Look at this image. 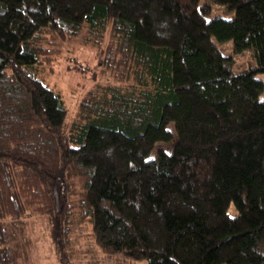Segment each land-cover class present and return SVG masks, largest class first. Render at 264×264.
Returning <instances> with one entry per match:
<instances>
[{
	"label": "trees",
	"instance_id": "obj_1",
	"mask_svg": "<svg viewBox=\"0 0 264 264\" xmlns=\"http://www.w3.org/2000/svg\"><path fill=\"white\" fill-rule=\"evenodd\" d=\"M213 1L234 16L208 19L200 0H0V264H31L35 214L71 259L90 223L101 251L147 264H264V0ZM83 31L113 80L68 120L42 73Z\"/></svg>",
	"mask_w": 264,
	"mask_h": 264
},
{
	"label": "rangeland",
	"instance_id": "obj_2",
	"mask_svg": "<svg viewBox=\"0 0 264 264\" xmlns=\"http://www.w3.org/2000/svg\"><path fill=\"white\" fill-rule=\"evenodd\" d=\"M207 2H210L212 7V10L206 16L208 19L219 16L230 19L235 14L234 10H229L221 3H215L213 0H200V3ZM87 39L89 38L85 35V31H83V35L65 43L61 55L53 63L52 68H45L42 73L45 81L62 93L65 104L68 107V120H72L75 117L79 101L88 90L94 88L99 83L107 84L113 80L109 71L104 70L102 64H100V59L96 54L98 47L94 46ZM107 39L108 36L106 41ZM213 39L226 56H234L233 40L222 41L216 37H213ZM236 62L239 63L237 60ZM259 76L264 79V73H260ZM260 96L264 99V90L260 93ZM157 145L171 150L173 142L167 144L158 142ZM158 146L156 150L160 148ZM230 209L229 207L228 210ZM30 220L29 231L34 242L32 252L30 253L32 254L31 264H62L60 261L70 263L72 260L81 261L82 259L87 263L96 264H147L146 260L136 261L121 254L114 255L101 251L95 243L90 223L80 226L76 232L78 234L76 249H79V251L77 256H73L74 258L71 259L69 253L67 257L66 252L62 250L55 252L53 250L46 218L35 214ZM82 254L83 257H81Z\"/></svg>",
	"mask_w": 264,
	"mask_h": 264
}]
</instances>
